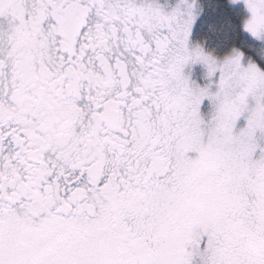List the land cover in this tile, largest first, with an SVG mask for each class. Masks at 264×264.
Listing matches in <instances>:
<instances>
[{"label":"snow or ice","instance_id":"snow-or-ice-1","mask_svg":"<svg viewBox=\"0 0 264 264\" xmlns=\"http://www.w3.org/2000/svg\"><path fill=\"white\" fill-rule=\"evenodd\" d=\"M0 0V264H264V0ZM211 30H215L212 28Z\"/></svg>","mask_w":264,"mask_h":264},{"label":"trees","instance_id":"trees-1","mask_svg":"<svg viewBox=\"0 0 264 264\" xmlns=\"http://www.w3.org/2000/svg\"><path fill=\"white\" fill-rule=\"evenodd\" d=\"M214 3L215 0H205ZM225 6L218 11L207 8L196 31L195 40H208V46L219 52H226L232 44V37L239 28L240 18L247 15L245 6L240 4L228 7L226 0H220ZM214 28L215 30H211Z\"/></svg>","mask_w":264,"mask_h":264},{"label":"rangeland","instance_id":"rangeland-1","mask_svg":"<svg viewBox=\"0 0 264 264\" xmlns=\"http://www.w3.org/2000/svg\"><path fill=\"white\" fill-rule=\"evenodd\" d=\"M243 5V4H242ZM201 22V19L197 22V25H196V28H195V30H194V32L196 31V29H197V27H198V25H199V23ZM194 38V37H193ZM195 40V39H194Z\"/></svg>","mask_w":264,"mask_h":264}]
</instances>
